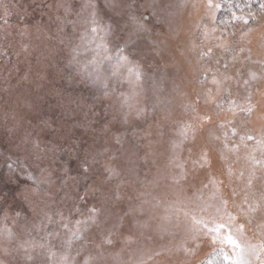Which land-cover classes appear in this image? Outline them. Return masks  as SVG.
<instances>
[{"label": "rangeland", "instance_id": "obj_1", "mask_svg": "<svg viewBox=\"0 0 264 264\" xmlns=\"http://www.w3.org/2000/svg\"><path fill=\"white\" fill-rule=\"evenodd\" d=\"M85 2L0 0V170L5 169V159L9 156L13 160L17 156L21 161L26 159L23 148L17 147L18 136L30 130L26 117L40 113L45 119H55L56 127L65 133L71 132L73 125H81L69 143L78 145L86 141L94 151L100 152L107 148V152L99 156L88 181L97 194H89L87 201L77 199L78 195H84V182L76 186L70 179L75 171L63 176L54 165L57 176L53 180L63 177L68 183L59 196L48 201L49 214L62 213L71 231H75L76 220L87 219L90 207L95 205L100 210L99 226L81 225L84 240L74 241L73 256L80 248L93 257L92 264H205L208 259L225 264L222 257L213 252L220 245H213L203 233L198 241L200 247L193 254H186L184 249L195 247L193 237L197 234L193 231L192 217L209 215L201 212L205 205L223 207L221 201L227 200V207L235 211L246 195L259 196L264 192V168L252 161V157L264 160V145L255 140L241 141L239 136L229 135L225 140L223 133L228 128L218 127L231 120L242 132L253 134L257 139L264 130V78H259L260 62L264 61V47L261 46L264 27L253 25L256 32L244 41L251 48V59L244 62L245 71L258 76L250 88L252 111H237L234 116L202 100L196 110L185 111L184 105L194 101L196 93L207 86L205 80L197 79L202 75L199 49L193 50L191 46L197 38L194 34L199 31L196 25L205 10L202 0H156L180 7L166 12L167 22L154 20L151 33L138 45L146 76L141 106L147 102L148 116L139 121L132 118L127 125L114 122L104 135L99 127L86 126L96 119L90 108L94 105L97 114L107 113L109 119L111 109L101 103L95 87L75 78V69L68 63L70 43L80 44V33L84 30L77 13ZM99 3L103 5L104 0ZM229 16L226 10L218 12L217 24L224 27L219 22ZM101 19L104 23L120 20L119 15L110 10L107 14L101 13ZM113 28L116 35L109 37V46L114 49L119 30L115 24ZM228 29L232 30L231 24ZM212 42V37L202 41L205 48ZM94 47L80 49L82 63L102 55L97 54ZM230 59L224 55V61ZM104 66L108 67L107 62ZM70 71L72 77H69ZM231 90L234 97L245 102L249 93L243 87L237 92L236 85L232 84ZM69 98L80 100L84 110L67 111ZM204 115H210L211 122H202ZM14 123L19 126L17 135L7 131ZM185 124L192 125L195 130L189 132L187 139L180 135ZM205 153L206 159L202 160ZM59 155L57 163L69 160V156L64 155L61 161ZM106 168L114 169L116 174L107 178ZM26 186L22 182L9 184L7 188L0 184V193L11 191L16 199L13 202L9 197V202L18 209H28L22 195ZM59 188L57 184L55 190ZM65 192L68 198H64ZM37 214L38 210H28L29 222ZM260 219L259 215L255 216L245 232L253 243L259 240L253 232L258 231L256 226L261 223ZM55 220L59 222L60 216H55ZM35 222L40 224L38 219ZM12 225L9 219L8 226ZM0 226H4L2 222ZM47 231L59 232L60 238L52 241L59 253L67 235L58 223L48 225L45 222L44 230L32 233L31 238L39 243ZM22 236L24 240L29 239L27 234ZM106 238L111 239V244L105 243ZM224 247L231 251L227 245ZM77 259L82 260L83 256Z\"/></svg>", "mask_w": 264, "mask_h": 264}, {"label": "snow or ice", "instance_id": "obj_2", "mask_svg": "<svg viewBox=\"0 0 264 264\" xmlns=\"http://www.w3.org/2000/svg\"><path fill=\"white\" fill-rule=\"evenodd\" d=\"M204 15L196 27L199 29L194 35L197 37L192 42V49L197 50L199 57L201 76L207 86L202 91H198L195 100L184 105L185 111L196 110L202 100L205 104H214L221 111L227 110L234 116L240 113H250L252 111L250 88L252 83L258 79L257 73L245 71L247 65L245 61L250 60L251 48L247 47L244 41L256 32L253 25L264 27V0H202ZM173 7L180 5H165L157 3L156 0H104L103 5L99 0H86L81 5L77 16L80 18L81 27L84 29L80 33V44L71 45L68 58L69 65L75 69V78L83 79L97 89L101 97V103L106 104L111 109V119L107 113L97 114L95 106L90 108V113L96 117L95 122L90 123L92 129L99 127L100 132L107 135L113 123L129 124L130 119L136 121L146 119L149 109L147 102L141 106V96L143 95V83L146 78L144 64L139 59V42L152 31L154 20L167 22L166 12ZM193 8L196 5L192 6ZM119 15V22L113 20L104 23L101 13L108 11ZM226 10L230 16L221 20L220 27L217 24V13ZM68 9H65L67 13ZM8 12H5V16ZM7 20L4 23L7 24ZM75 23V22H74ZM119 30L118 40L114 49L109 46V37L116 35L113 25ZM231 24L232 30L228 29ZM217 33H219L217 35ZM212 37V43L206 48L202 41ZM261 46L264 47V35L261 36ZM250 43V41H249ZM95 46L94 51L99 55L93 57L87 63L79 60L80 49ZM219 50L217 52L216 50ZM114 52V55H113ZM135 53V54H134ZM231 57L230 61H224V55ZM108 67L105 68L104 63ZM260 77L264 78V61H261ZM72 77V72H69ZM210 77V79H209ZM115 82V83H113ZM154 84L156 81L154 80ZM235 84L237 92L243 87L248 96L245 102L241 103L239 97H234L231 85ZM87 103L86 101L84 102ZM83 111L84 104L80 100L69 98L67 111ZM155 112V105L152 107ZM219 114V113H217ZM29 129L23 135L18 136V148H23L26 159L21 161L19 156L15 160L11 156L5 159V169L0 170V184L5 188L9 184L16 182L26 183L22 195L28 204V209H18L9 202V197L13 202L16 197L11 191L0 193V264H92L93 257L85 254L77 248L76 256L72 255L74 241H83L81 225L93 224L99 226L100 210L95 205L88 209V217L84 220L75 221V231L69 229V224L64 222L62 213L49 214L48 201L59 196L68 181L63 177H58L53 170L55 165L63 176H68L70 171H75V176L70 179L76 186L84 182V195H78L77 199L87 201L88 195H96L97 190L88 184L90 173L99 161V156L107 152V148L94 151L92 145L86 141L74 144L69 143L76 135V130L81 125H73L71 132L65 133L62 128L56 127L55 119H45L40 113L28 116ZM202 122H211L210 115H204ZM231 125V127H229ZM219 128H228L223 133L225 140L239 136L241 141H253L264 145V130L261 131L259 139L253 134L242 132L233 121L220 123ZM19 126L15 123L7 131L12 135H17ZM189 132H195L192 125L185 124L180 129V135L187 139ZM243 133V134H241ZM93 136L95 133L93 132ZM63 138V140H62ZM219 138V137H218ZM120 143L119 137L116 140ZM95 140H93V145ZM225 147L228 145L225 144ZM64 160V155L69 156V160L64 164L57 163ZM207 154L201 159H206ZM254 164H259L264 168V160H256L252 157ZM75 166L74 168L72 166ZM115 170L106 168L104 175L107 178L114 176ZM250 183V182H249ZM59 185V191L55 186ZM68 193H64V198H68ZM223 207L205 205L201 215L192 217L193 231L197 234L193 237L195 247L185 248L186 254H193L200 247L198 241L203 237H208L213 245L219 244V248H214L216 256L222 257L225 264H264V192L259 196L254 193L246 195L243 202L236 206V210H230L227 200H222ZM28 210L37 211V216L29 222L26 212ZM60 216V221L55 220V216ZM259 215L261 223L256 227L258 231L253 232V236H259V240L253 243L247 239L245 232L253 224V218ZM13 221L12 226H8V221ZM40 224H36V220ZM45 222L48 225L58 223L65 230L66 240L61 244L59 253L52 243L54 239H59L60 234L56 231H47L46 235L38 243L31 238V234L44 230ZM70 232V234H68ZM22 234H27L29 239L24 240ZM106 244H111V239H105ZM12 245V247H9ZM224 245L230 247L231 251H226ZM83 247V244L81 245ZM83 256V259L77 257ZM15 257L16 259H11ZM205 264H215L213 259H208Z\"/></svg>", "mask_w": 264, "mask_h": 264}, {"label": "trees", "instance_id": "obj_3", "mask_svg": "<svg viewBox=\"0 0 264 264\" xmlns=\"http://www.w3.org/2000/svg\"><path fill=\"white\" fill-rule=\"evenodd\" d=\"M223 10H221L220 12H222ZM215 264H218L216 261H215Z\"/></svg>", "mask_w": 264, "mask_h": 264}]
</instances>
